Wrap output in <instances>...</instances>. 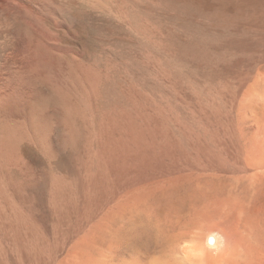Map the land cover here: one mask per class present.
I'll use <instances>...</instances> for the list:
<instances>
[{
    "label": "bare ground",
    "instance_id": "bare-ground-1",
    "mask_svg": "<svg viewBox=\"0 0 264 264\" xmlns=\"http://www.w3.org/2000/svg\"><path fill=\"white\" fill-rule=\"evenodd\" d=\"M129 1L0 0V234L4 233L14 240L34 264L57 263L55 257L59 250L56 248L63 247L67 234L65 229L61 231L65 230L63 234L55 232V237H58L54 243L56 246L48 243L32 208L23 209L29 199L25 196L26 189L33 190L35 200L47 206L56 230L65 224L69 228L70 216H75L77 240L67 251L66 258L69 260L64 264H217L220 256L214 253L222 250L220 247L223 245L218 230L226 236L229 232L235 235L241 220L250 225L255 222L256 213L245 211L242 196L230 193L223 196L220 185L212 181L204 183L208 191L196 189L189 194V197L203 201L198 211L194 212L196 218L190 215L189 218L182 217V211L188 206L185 192L179 196L177 190L176 194L166 196L159 185L166 178L175 184L183 182L186 178L181 173L186 167L223 171L233 168L258 185L264 182V153L255 154L251 157L254 161L248 162L249 158L240 148L241 130H238L231 115L233 105L241 96L239 89L246 78L244 75L238 76L237 84L234 78H227L207 85L204 92L196 94V112L202 121L198 131L176 121L183 136L190 140L188 148L169 133L168 124L174 117L166 109L157 108L153 112L148 109L149 113L140 115L137 111V117L133 115L136 111H108L100 114L98 121L92 122L96 119L92 101L99 98L102 77L99 69L90 67L83 59L84 40L73 24L72 13L85 7L128 22ZM131 26L147 42H151L153 29L145 16ZM156 29L160 31L159 27ZM156 29L154 32H158ZM155 41L158 43L156 37ZM259 89L264 92V86ZM55 114L59 115V121L54 120ZM262 114L264 118V112ZM260 120L255 123L258 127H261ZM241 128L247 133L243 126ZM22 145L33 147L47 162L64 153V163L58 169L49 164L47 168L34 169L26 164L23 169L26 179L15 181L9 170L20 164L22 167ZM257 147L262 148V145ZM180 186L181 183L178 189ZM121 205L127 206L134 211L133 216L136 215L129 223L130 229L125 226L122 230H115L112 238L102 234L101 229L93 236L87 234L89 231L86 229L90 230V223L99 216L110 217L112 223L109 209L114 207V211H119ZM117 215L120 213L117 212ZM152 221L157 222L158 228L166 235L161 239L162 248L153 256L150 255L153 252H146L150 240L137 234L145 223ZM195 224H203L205 233L199 235L196 243L188 242L189 229L192 226L196 228ZM93 228L97 231V225ZM105 241L108 242L107 248H95L97 243L102 245ZM261 241L264 246V235ZM229 256L228 252L225 257ZM231 258L224 264H229ZM64 259L60 258L59 262Z\"/></svg>",
    "mask_w": 264,
    "mask_h": 264
},
{
    "label": "rangeland",
    "instance_id": "rangeland-1",
    "mask_svg": "<svg viewBox=\"0 0 264 264\" xmlns=\"http://www.w3.org/2000/svg\"><path fill=\"white\" fill-rule=\"evenodd\" d=\"M218 1L137 0L136 2V0H130L131 9L128 22H123V20L120 19L118 20L111 15L108 16L106 13L90 11L85 7L73 11V24L81 33L84 40L85 55L83 59L90 67L99 69L102 77L99 98H94L92 101L93 114L94 118H96L95 120L93 119L92 122L98 121L97 117L108 111H136L133 115L136 114L135 116L137 117L143 112L149 113L150 110L153 112L157 108L166 109L167 113L172 118L174 117L168 124L169 133L172 134L173 138L180 140L183 145L188 148L190 140L183 136L179 129L180 125L178 126L176 121L181 125L186 124V126H189L195 132L198 131V126L202 121L199 113L196 112L198 110L196 94L204 92L209 85L216 84L220 82L219 80L223 81L227 78L228 80L234 78L235 80H233L237 84L238 76L244 75L246 78L240 83L241 88L239 89L241 96H238L239 98L235 102V105H233L234 107H232V109L234 108L233 111L231 110L232 114L231 112L230 114L236 125H238V130H241L240 148L242 147L241 150H243L242 152L244 153V156L249 158L248 162L252 163L254 161L251 157L255 154L264 153V118L262 114V112H264V92L259 89V87L264 86V0ZM189 2L192 3L189 4ZM178 3H181L182 5ZM247 7L250 9H247ZM218 8L219 11H217ZM144 16L152 27L151 29H153V36L151 37L152 44L149 41L147 42V40L134 31V29H131L132 23L134 24L138 22V20L144 18ZM158 27L160 31L156 29ZM154 29L159 33L154 32ZM255 29H258L259 31ZM163 35L164 37H162ZM155 37L158 43L155 41ZM164 42L165 45L163 44ZM167 42L168 46H166ZM179 43L180 45H178ZM153 44H155V46ZM164 46L167 49H165ZM170 46H172V50L176 51L171 50L170 53ZM173 46L177 47L174 48ZM178 50L179 52H177ZM172 52L174 54H172ZM166 65L168 67H166ZM159 67L161 69H159ZM221 75H223V77ZM187 78L191 80L189 81ZM138 95L140 96L138 97ZM260 110H262V112ZM137 111L138 114L140 113L139 115L137 114ZM262 118L263 120L261 121L260 119ZM54 120H60L58 114L54 115ZM258 120H260L261 125L259 126L261 127H258L255 124ZM96 123L97 122L93 124ZM242 126L245 128H243V130L247 131V133L242 131ZM258 145H262V148H258ZM20 152L23 160L21 163L25 165L23 166L22 164L23 168L20 166L21 164L19 166H13L9 170V174L15 179V181H23V179H26V174L23 169L27 165V167L30 168L43 169L47 168L49 164V166H53L54 169H58L57 167L60 168L63 165L66 156V154L63 153L60 154L61 156L58 155L54 160L47 162L37 150L29 145H22ZM186 168L187 169H184L181 173V175H185L186 179L183 180V182H179L181 183L179 189V183L175 184L167 178L159 183L166 196L172 195V193L176 194L177 190L179 196L185 192L184 196L186 202H188V206L182 211V217L189 218L190 215L191 218H196L194 212L198 211L201 207L200 204H202L203 201H199L194 197L191 198L189 197V194L196 189H203L204 192L208 191L204 188V183L206 181H212L217 184V186L220 185L219 187L223 192V196H227V193L242 196L245 211L253 214L256 213L254 214L255 218L253 219L255 222L253 221L254 223L252 225L246 224L244 220H241V226L235 231L236 236L232 235L230 232L227 233L226 236V234L219 231L220 229L218 230V234L222 237L223 245H221L220 249H222L223 252L222 250H219L214 253H217L220 256V258H218L220 261H217V264H224V261L231 258L234 252H236V254L231 258L232 261L229 262V264H264V246L261 241V237L264 235V182L262 181V184L258 185L251 179L243 177V174L240 175L241 172H238V170L235 169L233 170V168H228V170L224 169V171L217 169ZM161 178L159 180H161ZM33 193L34 191L31 189L25 190L26 199H29L25 201L23 209L28 210V208H32L35 220L37 221L38 219V221L41 222L39 223L37 221L40 225V231L42 235H44L43 237H47L46 240L48 243L52 244L54 247L56 246L54 243L58 238L55 237L57 236L55 235V232L59 235V232L60 234H63L66 230V234L68 235H66L67 241H65L63 247L59 246L56 248L59 252H57V257H55V262L57 263H54L64 264L65 261L67 262V260H69L66 258L67 251H70L73 248L72 244L77 240V236L75 235L76 232L74 231L75 228H77V224H75V216H70L71 221L68 225L69 228L67 227V224H65L59 226L60 231L56 230L53 227V216L51 213H48L49 209L42 202L35 200ZM187 193L188 196L186 197ZM29 202H31V204ZM34 202L38 203L40 207L36 203L32 204ZM110 210L112 212L110 214L112 223L109 220L110 217L106 219L99 216L91 222L92 224L90 223L88 228L91 227L92 230L91 228L90 230L86 229L87 232L89 231L87 234L92 235L94 232V234H98L101 229L102 234L107 238L110 236V238H112V236H115L116 234L115 230H122L125 226L129 229L131 228V224L129 223L136 217V215L133 216V210L128 209L127 206L124 205L119 207V211H114L116 210L114 207H111L109 211ZM117 212L120 213L119 216L117 215ZM193 214L194 216H192ZM96 225L97 231L93 228ZM136 226H138V224H136ZM195 226L197 227L194 228L192 226L189 229L190 239H187L188 242L192 241V243H196L199 241V237L205 233V227L203 224H195ZM63 229L65 230L61 232ZM85 232L84 234H86ZM165 232L168 234L166 230ZM138 233L140 234L138 237L141 238L146 236L147 239L150 240L148 243L150 247L147 245V248L149 249H146V252L149 250V254L153 252L150 255H156L155 252H158L162 248L161 239L166 236L165 233L158 228L157 222L152 221L151 223H145L143 229L137 230V234ZM222 233L224 236L221 235ZM87 234L86 236H89ZM155 239L159 242H156ZM105 242L106 243H102V245L101 243H97L95 248L98 250H103L105 247L107 248L108 242ZM0 247L1 264H4L5 261V264H34L31 259L27 258V252L20 250V248L17 247L16 242L4 233L0 234ZM18 248L19 250H17ZM220 251L222 253L229 252L230 256L226 258L225 255L227 253L222 254ZM60 258L66 259L60 263Z\"/></svg>",
    "mask_w": 264,
    "mask_h": 264
}]
</instances>
